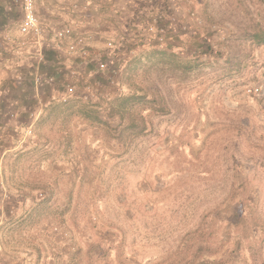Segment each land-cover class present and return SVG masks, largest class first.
Segmentation results:
<instances>
[{"label":"rangeland","instance_id":"374dc122","mask_svg":"<svg viewBox=\"0 0 264 264\" xmlns=\"http://www.w3.org/2000/svg\"><path fill=\"white\" fill-rule=\"evenodd\" d=\"M14 3L0 15V264H264V44L247 36L264 0H35L38 39ZM78 36L84 55L67 51ZM145 90L169 112L144 110L136 138L49 109L89 103L115 127L109 102ZM243 178L253 227L237 245L222 197Z\"/></svg>","mask_w":264,"mask_h":264},{"label":"trees","instance_id":"16d2710c","mask_svg":"<svg viewBox=\"0 0 264 264\" xmlns=\"http://www.w3.org/2000/svg\"><path fill=\"white\" fill-rule=\"evenodd\" d=\"M253 42L256 44H264V28L262 26H258L253 32L247 34ZM160 50L156 51L155 54L161 57V61L171 63L182 69L183 71L189 70L191 66V62L189 60H181L178 58V55L166 48H159ZM53 62V61H52ZM42 63H47L46 60H43ZM130 63V62H129ZM54 67L56 68V63L53 62ZM129 65V64H128ZM127 65V67H128ZM58 73V72H57ZM139 92H133L131 94L122 95L113 98L109 102V112L107 113L108 117H117L119 122L115 127H112L107 121L100 118L98 109L93 108L89 105V103H81L77 109L71 108L72 106L67 105L68 103H63L64 105L55 104L49 107L51 112L54 110H66L64 115L76 113L82 115V119L88 121L93 126H98L103 130H118L119 135L123 132H128L131 138H136L141 136L143 133V129L146 128V115L141 114L144 110H157L160 114H167L169 109L165 106L163 101V97L160 96L156 98L158 95L153 94L152 98H147L148 90H145L138 94ZM158 103V107L155 108V103ZM0 111H2L0 109ZM63 111V110H62ZM60 111V112H62ZM242 141L239 140L237 145ZM248 178H243L240 180V183L236 188L231 186L229 191L222 197V204L227 206H232L231 210V224L233 226V230L236 229L238 236V240L236 244L239 245L240 240H245L249 243V237L251 228L253 227V217H252V209H251V200L248 196V193L243 194L244 188H247ZM241 188V192H236ZM238 197V198H237ZM209 253L214 252L210 248V245L204 246ZM249 247V244H248ZM232 256L228 253L223 258L219 259H205L202 260L198 264H228L231 260Z\"/></svg>","mask_w":264,"mask_h":264},{"label":"built area","instance_id":"2783aa9c","mask_svg":"<svg viewBox=\"0 0 264 264\" xmlns=\"http://www.w3.org/2000/svg\"><path fill=\"white\" fill-rule=\"evenodd\" d=\"M21 3V10H22V19L18 26V32L21 35H30L33 38H40L44 34V28L42 26V23L40 21V18L36 11V5L35 0H19ZM70 29L69 28H61L56 32V37L59 39L63 36H69L70 35ZM85 44L83 37H76L72 41H70L67 45V51L69 53L79 52V53H85ZM103 64H101L102 66ZM74 90V87L69 84L66 86V92L64 95H61L59 100H65L67 95H71ZM30 132V131H29Z\"/></svg>","mask_w":264,"mask_h":264},{"label":"crops","instance_id":"0c3cea01","mask_svg":"<svg viewBox=\"0 0 264 264\" xmlns=\"http://www.w3.org/2000/svg\"><path fill=\"white\" fill-rule=\"evenodd\" d=\"M12 1L15 2L14 4H17L19 6V9H20L21 16L19 17L20 18V20L18 22V26H19V24L21 22V19H22L21 3H20L19 0H0V15H2V12L4 13V11H5L4 9L6 7L8 8L7 10H11V3H12ZM3 4H5V5L3 6ZM3 24H4V26L2 27V21H0V35H2L3 38H4L5 36H8V33L9 32H8V28L7 27L9 26V23H6L5 24L3 22Z\"/></svg>","mask_w":264,"mask_h":264}]
</instances>
